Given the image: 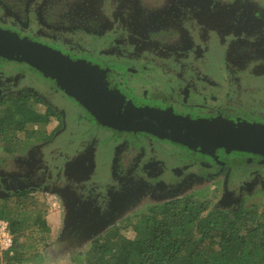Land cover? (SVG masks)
<instances>
[{
  "label": "flooded vegetation",
  "instance_id": "af4514ba",
  "mask_svg": "<svg viewBox=\"0 0 264 264\" xmlns=\"http://www.w3.org/2000/svg\"><path fill=\"white\" fill-rule=\"evenodd\" d=\"M0 30L89 68L116 96L138 106L191 119L221 115L264 123V6L256 2L0 0ZM44 88L51 100L41 92ZM27 94H31L28 100L34 108L47 112L52 107V112H57L50 119L55 124L48 132L39 131L43 136L28 146L19 162L21 168L0 175V185L12 186L15 192H48L62 171L61 154L60 163L65 166L75 160L77 150L89 148L84 156L87 165L98 163L102 157L96 147L102 139L107 151L114 153L107 176L89 170V176L101 179L92 180L84 196L72 194L65 199L67 205L63 201L61 239L70 234L68 242L83 232H74L73 224L87 225V239L92 232H100L109 213L115 212L116 218L105 228L141 197L166 198L196 181L227 178L229 163L224 162L217 173H207L182 161L184 155L190 161L211 159L200 150L190 152L144 131L97 125L75 98L43 72L27 62L0 56V101ZM70 117L81 130L73 138L65 136L64 153L51 156L54 140ZM48 148L49 162L44 155ZM255 175V180L264 184L260 174ZM156 182L161 183L160 190L153 184ZM141 184L147 186L142 191ZM230 197L225 199L231 202ZM243 197L238 195L237 206ZM68 206H75V219L68 217Z\"/></svg>",
  "mask_w": 264,
  "mask_h": 264
},
{
  "label": "trees",
  "instance_id": "16d2710c",
  "mask_svg": "<svg viewBox=\"0 0 264 264\" xmlns=\"http://www.w3.org/2000/svg\"><path fill=\"white\" fill-rule=\"evenodd\" d=\"M30 96L0 101V146L4 151L12 152L15 146L22 150L38 140L43 135L33 126L49 122L52 113H57L52 107L47 112L34 108ZM17 132L26 137L19 138ZM15 194L18 199L12 206L6 201L0 205V219L8 221L13 237L11 247L3 252L4 264L35 256L42 259V252L54 242H50L51 227L44 215L46 204L35 194ZM249 196L245 192L232 210L211 206L208 199L191 193L165 198L103 229L84 251L70 246L71 263L264 264V205L247 203ZM126 229L135 236H126ZM25 232L27 241L21 239Z\"/></svg>",
  "mask_w": 264,
  "mask_h": 264
},
{
  "label": "water",
  "instance_id": "95a60500",
  "mask_svg": "<svg viewBox=\"0 0 264 264\" xmlns=\"http://www.w3.org/2000/svg\"><path fill=\"white\" fill-rule=\"evenodd\" d=\"M38 46L19 36L0 30L2 60L24 61L43 72L62 90L75 98L76 102L92 115L97 125L119 131H144L159 139L178 144L190 152L200 150L207 153L208 158H211L207 161H200L198 158L195 159L196 161H190L188 155H184L182 160L186 164L194 165L197 169L206 170L207 173H217L224 162L229 163L231 164L230 170L224 181L227 189L235 186L248 187L250 182L254 183L259 180H255L257 173L264 180V174L261 172L264 173L263 122H248L240 118L191 119L151 107L138 106L132 101L129 102L116 96V91H112L109 85L89 68L46 52V49ZM67 133L66 129L61 131L64 136ZM100 141V145L96 147L98 155L102 157L99 158V162L89 164L86 170L81 166L78 169L72 160L64 163V169H71V172L75 174L69 170L63 175L59 172L55 187L51 192L58 193L65 199L72 194H81L82 197L86 189L90 188L89 183L92 180L98 182L101 179V177L99 179L95 177V179L89 176V170L96 172L95 175L101 173L103 178L111 172L114 153L107 151L104 146L105 139ZM88 150L89 148H86L82 153L85 155ZM180 151L183 152V149L180 148ZM164 153L169 157L167 152ZM178 165L181 166L179 162ZM76 168L77 171H75ZM153 184L156 189L160 190L161 183ZM165 186L163 184V187ZM141 187L147 186L141 184ZM64 201L67 205V200ZM74 207L66 208L68 217L73 216L75 219L76 216L72 209ZM108 218V222H103L100 231L116 218L115 212L109 213Z\"/></svg>",
  "mask_w": 264,
  "mask_h": 264
},
{
  "label": "rangeland",
  "instance_id": "374dc122",
  "mask_svg": "<svg viewBox=\"0 0 264 264\" xmlns=\"http://www.w3.org/2000/svg\"><path fill=\"white\" fill-rule=\"evenodd\" d=\"M252 2H256L261 6H264V0H249ZM15 82V81H13ZM30 89H32L30 87ZM42 93H44L46 96L50 99V97H52V95L49 94V91L47 88H44L42 91ZM51 100V99H50ZM41 109H43V107H41ZM214 119H220V120H224V118H228L225 116H214ZM55 124V121L51 120L49 124H45V123H40L37 124L33 127H36V129L38 131L40 130H45L46 132H48L49 130H51V128L53 127V125ZM79 127L76 125L75 122L72 121V118H69L68 123H66V127L65 129L67 130V134L71 135V138H73L74 134H77ZM64 130V129H63ZM66 134V135H67ZM17 135L19 138H25L26 135L24 132H17ZM65 136L61 134V132L57 135V137L55 138L54 142H56V147L52 148L53 151L50 153L51 156H57L60 155V152L65 151V149L63 148L64 144H63V140ZM21 147V146H20ZM53 147V146H52ZM70 148V147H69ZM51 148L45 149L46 152H44L45 156V160L47 162L50 161V156L48 151ZM43 150V149H42ZM73 150V148L71 149ZM69 151V149H68ZM28 152V146H26V148L24 149H18L16 146L13 149L12 152H7L4 151L1 146H0V175L2 174H6V173H12L13 170H17L19 168H21V166L19 165L20 160L23 159V157H25V154H27ZM83 151L77 150L76 154L77 158H75V160H72L73 162L76 163L77 168L79 169V167L81 166L82 169L86 170L87 169V164L85 159H84V154L82 153ZM83 155V157H82ZM63 154L60 155L61 159H62ZM61 159L59 161V165L62 168V171L60 172L61 175L65 174L66 171L71 172V169H64V166L62 165ZM80 161V162H79ZM75 169V171H77L78 169ZM72 173V172H71ZM72 174H75L74 172ZM71 174V175H72ZM70 175V176H71ZM1 177V176H0ZM62 177V176H61ZM251 178V177H250ZM252 179V178H251ZM222 182H223V189H222ZM261 183V182H260ZM259 181H255L253 183L250 182V185L248 187H244V186H235V187H231L230 189H224L225 186V182L217 179V180H212V179H207L204 181H196L193 182L192 184H190V186H188L187 188H184L181 191L178 192H174L173 195L168 196L166 198H171L174 197L175 195L182 193V194H193L196 197H199L200 199H208L210 201L211 206L214 205H218L219 207H223L226 209H234L237 206L238 203V195L240 194H244L245 192H247L248 194H250L248 202L247 203H254V204H259V205H264V195H263V190H264V184H260ZM263 186V187H262ZM252 189V192L247 191L246 189ZM263 188V189H262ZM15 188L10 186H3V184L0 185V205H2L4 203V201H6V205L7 206H12L18 199L17 194H15L16 192L13 191ZM11 190V191H10ZM142 187L140 186V191H142ZM26 195H31V194H35L38 195L37 198H39V200H41L42 202H44L46 204V208L44 210V215H46L47 220L50 224L51 227V234H50V242H52V240L54 241L53 244L51 246H49L45 251H43L42 253H45L44 257L41 258H36V256L33 258H31V260H25L24 262H20V263H12V264H72L70 257H69V251H70V246H72L73 248H77L78 250L84 251L85 249H87V247L89 246V242L90 239L95 236L97 234V231L92 232L91 233V237L85 239L84 238V233L87 230V225H75L73 224L74 228H72V230L75 231H83L81 233H79V238L76 239L73 242H68V237L70 236V234H65L64 239H61L63 237H61V232H62V226H63V218H64V208H63V201L65 200V197H60V194L57 193V195L51 191H36L35 189H30L25 191ZM59 195V196H58ZM231 196L230 198H232L233 200L231 202H228V200H226L225 198ZM60 197V198H59ZM3 198H6L3 199ZM163 198H151L148 196H144L139 198L138 201H136L132 207L128 210V211H123L122 213V217L119 220H124L128 215H131L134 213H142L143 211L147 210V207L154 204V203H158L160 201H162ZM75 208V207H74ZM72 208V209H74ZM73 212V211H72ZM2 220V219H0ZM118 220V221H119ZM70 224H72V222L69 221ZM124 234L126 236H131L134 237L135 233L133 231H131L130 229H126ZM28 233L25 232V235L21 236V239L23 241H27L29 239L28 237ZM83 236V237H82ZM66 239V240H65ZM7 250L5 248L0 247V264H4L5 263V257L3 255V252ZM9 253H12V251H10ZM41 259V260H40Z\"/></svg>",
  "mask_w": 264,
  "mask_h": 264
},
{
  "label": "built area",
  "instance_id": "2783aa9c",
  "mask_svg": "<svg viewBox=\"0 0 264 264\" xmlns=\"http://www.w3.org/2000/svg\"><path fill=\"white\" fill-rule=\"evenodd\" d=\"M13 237L8 230V221L0 220V247L9 249L12 245Z\"/></svg>",
  "mask_w": 264,
  "mask_h": 264
}]
</instances>
